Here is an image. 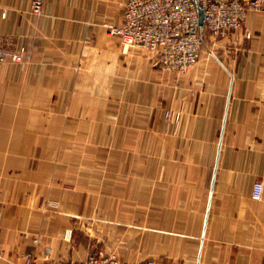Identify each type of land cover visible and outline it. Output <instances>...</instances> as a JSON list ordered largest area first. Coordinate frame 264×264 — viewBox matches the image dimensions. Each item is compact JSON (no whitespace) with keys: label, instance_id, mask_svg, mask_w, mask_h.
Listing matches in <instances>:
<instances>
[{"label":"crops","instance_id":"1","mask_svg":"<svg viewBox=\"0 0 264 264\" xmlns=\"http://www.w3.org/2000/svg\"><path fill=\"white\" fill-rule=\"evenodd\" d=\"M33 1L0 0V264L89 224L121 264H264V9L178 76L107 34L125 0Z\"/></svg>","mask_w":264,"mask_h":264},{"label":"built area","instance_id":"2","mask_svg":"<svg viewBox=\"0 0 264 264\" xmlns=\"http://www.w3.org/2000/svg\"><path fill=\"white\" fill-rule=\"evenodd\" d=\"M198 7L204 12L202 27L198 25ZM41 9V0H34L31 12L40 14ZM262 9L264 0H125L120 22L107 24L106 31L122 48L147 51L156 66L179 76L198 62L204 41L215 45L237 30H242L244 37L250 38V32L244 28L247 13ZM208 52L213 54V46ZM7 57L15 62L22 61L24 48L10 53L0 44V63ZM178 116L170 110L165 111L169 120H176ZM261 194L262 183L255 182L252 198L258 200ZM25 256L23 264H34L35 255ZM71 264L121 263L116 254L99 251ZM144 264H155V261L147 260Z\"/></svg>","mask_w":264,"mask_h":264},{"label":"rangeland","instance_id":"3","mask_svg":"<svg viewBox=\"0 0 264 264\" xmlns=\"http://www.w3.org/2000/svg\"><path fill=\"white\" fill-rule=\"evenodd\" d=\"M206 44V42H205ZM79 222H77L75 224V222L72 223V227L73 229L70 230V235L68 237L65 238L66 242H71L72 240L77 241L79 239V234L80 232H82L81 234L83 235V229L81 230L79 227ZM72 232V234H71ZM87 242H88V249L86 252H81L80 253V249H75V256L73 257L74 261H80L85 259L87 256L94 254L96 252L99 251H105V252H109V253H114L117 255L116 251H114L110 245V241L108 242L106 237H102L100 235V229L99 227H97V225L95 224H89L87 226ZM35 240H38L37 243H35ZM35 244H38L40 241L39 237H36L34 240ZM102 248V249H101ZM30 255H34V253H31ZM50 255V250L49 247L45 248V256H49Z\"/></svg>","mask_w":264,"mask_h":264},{"label":"water","instance_id":"4","mask_svg":"<svg viewBox=\"0 0 264 264\" xmlns=\"http://www.w3.org/2000/svg\"><path fill=\"white\" fill-rule=\"evenodd\" d=\"M198 15H199V18H198V25L199 27H202L203 26V19H204V12L201 8L198 7Z\"/></svg>","mask_w":264,"mask_h":264},{"label":"trees","instance_id":"5","mask_svg":"<svg viewBox=\"0 0 264 264\" xmlns=\"http://www.w3.org/2000/svg\"><path fill=\"white\" fill-rule=\"evenodd\" d=\"M205 42H206V41H204L203 46H204Z\"/></svg>","mask_w":264,"mask_h":264}]
</instances>
